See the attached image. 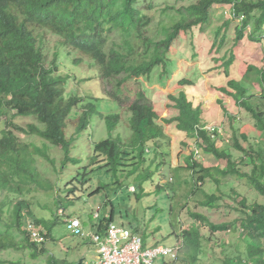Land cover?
<instances>
[{
    "label": "trees",
    "instance_id": "16d2710c",
    "mask_svg": "<svg viewBox=\"0 0 264 264\" xmlns=\"http://www.w3.org/2000/svg\"><path fill=\"white\" fill-rule=\"evenodd\" d=\"M145 1L0 0V119L4 121V129L0 135V195L3 194L0 199V224L5 228L3 232L0 231V252L32 250V258L44 253L43 247L38 250V245L44 243H35L26 229V219L30 217V212L29 204L24 199L32 192H53L51 184L45 182L37 165L38 159L55 165L56 160L50 155V146L63 152L65 166L75 161L71 153V139L74 140L82 125L79 124L73 134L68 131V125L72 121L73 110L82 98L66 95L65 89L70 77L62 74L58 62L59 49L63 48L66 56L76 65H81L84 59L90 61V66L97 69L95 79L101 84L104 97L114 101L119 109H124L131 115L129 129L132 137L129 143L123 148V141L115 137L97 143L89 142L86 154L88 165L84 170L93 172L105 169L118 174L132 166L139 168L146 163L145 153L149 143L153 145L166 138L165 129L173 128L177 134L182 135L181 146L184 145L189 151L182 167L191 172V175L199 173L200 185L207 179L217 183L212 173L215 167L224 177L244 181L246 187L263 199L262 203L251 205H246L245 200L239 203L242 208L239 229L248 242L244 252L238 251L237 254L225 255L226 250L223 249L220 264H264V104L260 101H264V65L262 68L246 66L242 75V80L250 81L260 88V97L249 95L240 82L231 78L221 83L216 90L231 99L237 108L247 112L255 122V129L263 135V148L257 152L251 147L244 150L239 144L234 145L235 150L246 157L243 156L238 162L231 154L220 150L218 132L211 136L205 130L203 110L199 103L195 105L183 91L201 81L200 77L195 81L190 80L183 75L185 71L181 69L183 74L180 72L177 77L172 78L167 91L159 93L157 100H154L155 89L148 93L141 86L143 79L151 80L157 76L161 82L168 83L172 75L170 67L177 59V45L186 39L189 41L188 45L192 44L196 31L202 32L211 24L212 9L216 6L233 4L237 14L244 15L245 23L236 30V42L245 38L244 32L252 22L247 38L251 42L262 44L264 64V0H176L180 6L177 3L163 2L162 14L174 16L168 18L171 26L160 24L157 32L164 34L160 39L145 35L152 23V16L148 13L159 7L154 0H147V4ZM219 32L220 29L216 32V37ZM47 35L57 38V51L51 60H48ZM198 56V53H194V57ZM234 60L232 56L223 61L218 67L223 69L219 76L229 78ZM251 77L254 78L251 80ZM129 83L130 86L137 87L134 92L130 91ZM159 105L161 112L157 109ZM220 109L226 116L227 107L220 106ZM90 110L86 107L81 115V120H85L84 126L89 124ZM96 114L100 120L105 121L111 136L120 121V114ZM30 116L34 118L35 125L29 124L22 128L13 123L17 117ZM39 125L43 128L40 129ZM16 132L38 137L42 141L41 146L21 142L15 135ZM191 144L193 146L189 149ZM197 147L214 159L216 165L213 168L194 161L201 157ZM246 159L249 163L243 166ZM79 161L78 159L75 163ZM220 161L225 162L223 170L218 167ZM65 166L58 171L57 181H62ZM243 167H250V172H242ZM67 172V183L63 182L66 191L69 189L68 185L79 192L89 190L90 187L82 183L91 182V178H87V171L81 172L78 169L74 175ZM118 177L116 182H121L122 176ZM57 181L58 185L60 182ZM100 190L101 187L90 189L89 195ZM70 194L72 193L67 191L68 198ZM206 198L202 206L207 208H213L214 202L219 199L214 194ZM109 206V215L98 225L97 232L101 234L114 220L113 204L109 202ZM7 213L9 220L5 223ZM191 218L196 221L189 229L180 232V236L174 232L171 234L175 242L179 240L178 237L182 238V247L187 253L184 264H197L204 253L203 237L198 225L206 220L197 215H192ZM29 222L36 227H43L41 235L45 242L50 239L51 224L32 218ZM226 230L225 225L209 224V232L212 234ZM13 232L20 237V241L15 239ZM133 233L138 234L136 231ZM142 238L146 244V237ZM50 262L55 264L51 259ZM0 264L19 262L0 260Z\"/></svg>",
    "mask_w": 264,
    "mask_h": 264
},
{
    "label": "rangeland",
    "instance_id": "374dc122",
    "mask_svg": "<svg viewBox=\"0 0 264 264\" xmlns=\"http://www.w3.org/2000/svg\"><path fill=\"white\" fill-rule=\"evenodd\" d=\"M167 1L170 4L177 3L178 6L181 5L176 0H154L159 4V7H155L153 11L148 13L152 16V23L146 31L145 35L147 37L160 39L164 35L157 32L160 29V24L162 23L165 27L171 26L168 18L172 14L168 15L167 13L166 16L162 14L163 2ZM147 3L146 0L145 4ZM230 8V5L214 7L212 9L211 24L204 28L202 32L196 31L192 44L188 45L189 41L186 39L177 45L179 48L177 59L174 65L170 67L172 75H170L167 84L161 82L159 76H157L151 80L143 79L141 86H144L148 93L155 89L154 100H157L158 94L167 91L172 78L177 77L181 69L185 71L184 74L182 72L181 74L190 80L195 81L200 77L201 81L192 87L184 88L183 91L190 96L189 98L195 102V105L199 103L204 112V125L208 128L212 126L220 128L217 137V140L221 142L219 145L220 150L231 154L238 162L241 161L243 156L245 157V154L235 150L234 145L237 143L244 150L251 147L257 152V150L263 148V135L255 129V122L247 112L237 108L231 99L222 96L216 90L221 83L231 78L240 82L249 95L260 97L262 95L260 88L254 83L251 84L250 81L242 80V75L246 70V66L262 68L264 64L262 44L251 42L247 38L253 26L252 22L249 23L244 32L245 38L236 42V30L240 28L242 23H245V20L241 23L239 20L232 19ZM219 29V36L216 37V32ZM199 37L200 41H198ZM47 41L49 42L47 45L48 60H51L57 51V38L47 35ZM198 42L200 45H198ZM212 44L215 45L210 50ZM219 44H222V46L219 47ZM59 50L60 71L63 75L70 77L65 89L66 95L82 98V101L73 110L72 121L68 125V131L71 134L76 131L79 124L82 125L74 140L71 139V153L75 161L65 166L63 152L50 146L52 151L50 155L55 158V165L53 166L42 159H38L37 165L39 173L45 182L51 184L53 192H32L24 199V202L29 204L30 212V217H27L26 221L29 222L32 218L51 224L49 226L50 239H47L43 245H38V250L43 247L44 253L37 255V258H32V250H24L23 252L11 250L0 252V260L19 262V264H51V259L55 264H91L96 255L93 247L85 239L71 236L66 230L65 221L72 217L78 218L85 232H96L103 218L109 215L111 209L109 202L113 204L115 210L113 223L117 226L123 225L131 231H136L141 237L145 236V241L150 245H174L175 239L171 235L172 232L180 236V232L189 229L196 221L191 218L192 215L204 217L206 222H201L198 225L200 235L203 237L202 248L204 253L200 256L197 264H220L223 249L226 250L225 255L237 254L238 251L244 252L248 240L239 229V222L242 217V208L239 203L245 200L246 205H251L262 203L263 199L252 189L246 187L244 181L229 176L224 177L218 173L217 168H213L216 165L214 159L204 154L197 147L201 157L194 161L206 167H212L214 170L212 173L217 181L216 183L207 179L204 184L200 185L198 177L201 175L199 173L191 175V172L182 167L189 151L184 145L181 146L182 135L177 134L173 128L165 129L166 138L160 139L153 145L149 143V147L147 146L146 149L147 153H145L146 163L139 168H134L135 166L128 167V170L118 172V174L114 171L107 172L105 169L93 172H89L87 169L84 170V167L88 165L86 154L89 142L97 143L115 137L123 141V148L129 143L132 137L129 129L131 115L128 111L119 109L114 101L104 97L103 88L95 79L97 69L90 66V61L84 59L81 65H76L72 62V59L66 56L63 48ZM194 53H198L201 58L199 59V56L194 57ZM232 56L235 60L230 68L229 78L219 76V72H222L223 69L218 67L222 65L226 58L228 60ZM215 67L218 69L213 70ZM129 89L134 92L137 87L135 88V85L130 86L129 83ZM125 96L127 95L125 94ZM260 101L264 104V101ZM220 106L227 107L226 116L222 114ZM86 107L91 109V113L88 118L89 124L84 126L85 120L83 118L81 120V115ZM157 109L160 112L162 111L160 105L157 106ZM262 110L264 112V107ZM98 112L104 116L115 113L120 114V121L111 136L105 121L100 120L96 114ZM13 123L22 128H26L29 124H36L32 116L27 118L17 117L13 120ZM39 127L40 129L43 128L41 125ZM3 129L4 121L1 118L0 135ZM15 135L23 143L34 144L35 146H41L42 144L41 139L38 137L24 136L17 132ZM192 146L191 144L189 149ZM78 159L80 160L79 163H75ZM248 163L249 160L246 159L242 165L246 166ZM64 166L65 171L61 175L62 181H57L58 171L64 169ZM219 166L220 170H223L225 162L220 161ZM78 169L81 172L87 171V178H91V182L82 183L90 188L89 190L85 189L84 192H79V190L68 185L69 189L67 191L72 193L68 198L63 182L67 183V171L70 175H74ZM241 170L248 173L250 167H243ZM119 175L122 176L123 180L116 182L117 179L119 180ZM56 181L60 183L57 185ZM98 187H101L100 192L89 195L90 189L94 190ZM131 188H134V192L130 191ZM211 194L219 198L214 202L213 208L202 206V203L207 200L206 196ZM2 198L3 194L0 195V199ZM98 209L100 211L98 217L95 218ZM8 220L7 213L4 222L6 223ZM209 224L215 226L225 225L227 230L212 234L209 232ZM4 230L5 228L0 224V231L3 232ZM12 235L17 241L21 240L14 232ZM178 239L182 238L178 237ZM178 248H181V244L178 245ZM185 258H187V253L182 247L178 261L174 264H184L187 260ZM163 262H165L164 259L159 257L155 264H162Z\"/></svg>",
    "mask_w": 264,
    "mask_h": 264
},
{
    "label": "built area",
    "instance_id": "2783aa9c",
    "mask_svg": "<svg viewBox=\"0 0 264 264\" xmlns=\"http://www.w3.org/2000/svg\"><path fill=\"white\" fill-rule=\"evenodd\" d=\"M205 130L211 136L216 131L218 134L220 133V128L216 126L206 127ZM99 211L100 209L95 213V218L98 217ZM65 227L71 236L85 239L93 247L96 254L94 264H155L159 257L163 258L165 262L173 263L178 259L179 244L172 247L145 246L138 234L114 223H109L103 234L97 231L85 232L78 218L67 219ZM26 229L31 233L35 243L45 242L41 235L42 228L27 222Z\"/></svg>",
    "mask_w": 264,
    "mask_h": 264
},
{
    "label": "clouds",
    "instance_id": "9594fccd",
    "mask_svg": "<svg viewBox=\"0 0 264 264\" xmlns=\"http://www.w3.org/2000/svg\"><path fill=\"white\" fill-rule=\"evenodd\" d=\"M231 6V8H230V17L232 18V19H234V20H239V22H243L244 20H245V17H244V15H242V14H237V12H236V9H235V7H234V5L232 4V5H230ZM207 126H205V128H206ZM133 189V191H131ZM130 191L131 192H134V188H131L130 189ZM72 218H75V217H72ZM123 226V225H122ZM123 227H125V226H123ZM126 228V227H125ZM130 230V229H129ZM133 232V231H132ZM135 234V233H134ZM140 236V235H139ZM141 237V236H140ZM142 238V237H141ZM142 240H143V238H142ZM45 243V242H44ZM88 243V242H87ZM143 243L145 244V242L143 241ZM89 244V243H88ZM176 244H181V248H182V243H181V239H179L177 242H175L174 243V245H176ZM174 245H171V246H164V247H172V246H174ZM145 246H163V245H150V244H148V243H146L145 244ZM181 248H180V250H179V254H180V252H181ZM178 258H179V255H178ZM177 261H178V259H177ZM176 261V262H177ZM176 262H173L172 264H174V263H176ZM164 263H168V262H163L162 264H164Z\"/></svg>",
    "mask_w": 264,
    "mask_h": 264
},
{
    "label": "crops",
    "instance_id": "0c3cea01",
    "mask_svg": "<svg viewBox=\"0 0 264 264\" xmlns=\"http://www.w3.org/2000/svg\"><path fill=\"white\" fill-rule=\"evenodd\" d=\"M94 261H95V257H94V259H93V262H91V264H94ZM85 264H87V263H85Z\"/></svg>",
    "mask_w": 264,
    "mask_h": 264
}]
</instances>
